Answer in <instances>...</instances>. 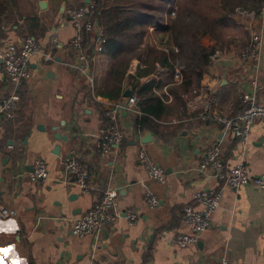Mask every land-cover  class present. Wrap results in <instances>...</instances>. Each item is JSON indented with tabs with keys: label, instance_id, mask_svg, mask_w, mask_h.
Segmentation results:
<instances>
[{
	"label": "crops",
	"instance_id": "obj_1",
	"mask_svg": "<svg viewBox=\"0 0 264 264\" xmlns=\"http://www.w3.org/2000/svg\"><path fill=\"white\" fill-rule=\"evenodd\" d=\"M41 1L48 3L45 10ZM81 3L10 0L0 30V48L4 49L18 47L31 36L28 19H38L44 28L35 38L42 54L31 61L32 77L20 89L22 101L16 117L6 119L0 114V205L18 214L0 220V249L8 250L7 254L0 252L2 264H221L223 257L230 264H264V190L252 184L236 192L211 171L200 169L206 148L222 141L227 168L245 163L253 177L264 171V120L255 122L245 143L230 139L222 126L203 118L208 105L214 113L234 116L242 108V95L254 90L264 102V77L261 83L255 77L264 72V39L251 60L241 57L247 45L222 50L209 70L214 79L211 86L194 89L182 102L169 86L181 80L180 70L173 80L160 67V73L139 80L142 62L134 59L121 99L127 91L135 94L133 85L138 80L155 79L153 90L169 112L153 129L144 130L136 124V115L122 113L120 125L126 138L103 156L100 130L107 121L105 102L110 100L100 94L108 89L113 61L94 49L92 39L88 53L94 85L69 67L75 60L69 43L76 29L66 6ZM260 27L264 29V25ZM97 29L102 33L98 25ZM172 42L164 29L152 28L146 37V44L156 48H175ZM45 54L52 60L46 61ZM11 92L0 61V101ZM190 103L197 108L192 109ZM149 134L152 139L144 143ZM142 147L165 170L166 184L149 179L138 161ZM70 155H77L90 174L87 191L62 171L61 162ZM36 159L46 161L47 181L30 179ZM109 186L119 190L121 217L102 233L75 236L73 222L100 201ZM146 189L159 198L158 207L148 205ZM204 189L222 190L221 206L196 244L178 247L177 237L192 233L182 220L183 210L201 208L195 196ZM131 209L138 213L133 225L126 218Z\"/></svg>",
	"mask_w": 264,
	"mask_h": 264
},
{
	"label": "built area",
	"instance_id": "obj_2",
	"mask_svg": "<svg viewBox=\"0 0 264 264\" xmlns=\"http://www.w3.org/2000/svg\"><path fill=\"white\" fill-rule=\"evenodd\" d=\"M264 13V9L261 11ZM68 14L76 29V34L69 43V49L74 54V62L69 65L74 71L86 79L88 84L94 85L93 61L85 46L86 34L91 33L94 49L98 53L103 52L105 39L103 34L97 29L95 2L82 6H74L68 9ZM262 37L255 34L250 44L241 52L243 60H251L262 47ZM42 54V49L34 37L27 36L20 46H8L0 48V61L4 65V72L12 86V92L0 101V114L3 118L14 119L21 105L20 89L31 79V61L34 57ZM220 52L217 50L212 56L214 60ZM46 61L52 60L50 54L43 55ZM179 79L180 76H177ZM257 87V84L255 85ZM242 108L234 116H225L214 113L210 105L204 110L203 118L214 120L222 126L224 133L232 140L247 142L251 130L258 120H264V102L260 101L257 91L244 93L241 97ZM138 95L132 94L128 98L118 101L105 102L106 124L100 130L101 143L100 150L103 156L111 154L114 148L120 147L126 138L125 132L120 125L122 113H131L138 117L143 116V112L138 106ZM192 109L197 108L196 104H189ZM138 161L148 173L149 179L161 185L167 183L165 170L159 166L142 147L138 152ZM62 171L66 177H74L80 187L87 191L91 187L90 174L77 155L66 156L62 162ZM1 168V164H0ZM200 169L211 171L214 175L233 191H240L242 188L255 185L258 189L264 190V171L261 175L253 177L248 166L240 163L234 167L227 168L223 159L222 141L215 142L206 148L202 157ZM50 174L44 159H36L33 164V172L30 179L34 182L47 181ZM119 190L109 186L103 198L86 213L73 222L72 233L78 237H85L102 233L108 227L113 226L121 217L118 210ZM146 200L150 207L159 206V198L150 190L146 189ZM195 200L201 208L187 206L182 213L183 222L191 229V234L179 235L175 241L181 248L196 244L200 236L210 227L213 214L220 208L223 200L222 190L204 189L199 191ZM17 211L9 207L0 205V220L17 217ZM126 218L130 224H134L138 219L135 209L127 212ZM221 264H230L228 257H223Z\"/></svg>",
	"mask_w": 264,
	"mask_h": 264
},
{
	"label": "trees",
	"instance_id": "obj_3",
	"mask_svg": "<svg viewBox=\"0 0 264 264\" xmlns=\"http://www.w3.org/2000/svg\"><path fill=\"white\" fill-rule=\"evenodd\" d=\"M92 1L95 2L97 25L105 39L103 54L113 61L108 89L100 94L110 101L122 98L124 82L134 59L142 62L139 80L160 73V68L164 76L173 80L176 70H180L181 80L172 81L169 86L172 87L171 93L181 102L194 89L210 87L214 82L209 73L212 56L218 48H224L221 29L232 20L238 7H250V10L259 12L264 4V0H219L223 12L216 19L187 9L170 17V14L175 13V0ZM9 9L10 0H0V30ZM168 17L170 21H167ZM27 22V29L34 38L37 37V31L44 30L38 19H28ZM152 28L169 31L175 48H156L146 44V37ZM91 40L92 34H86L85 46L88 49ZM139 80L133 87L144 114L142 117L137 116L135 121L143 130L153 129L169 110L165 101L153 90L155 79L145 83Z\"/></svg>",
	"mask_w": 264,
	"mask_h": 264
},
{
	"label": "rangeland",
	"instance_id": "obj_4",
	"mask_svg": "<svg viewBox=\"0 0 264 264\" xmlns=\"http://www.w3.org/2000/svg\"><path fill=\"white\" fill-rule=\"evenodd\" d=\"M108 1L112 3V1L114 0ZM84 3L85 1L82 0L80 6L86 5V3ZM173 5L176 12L175 14H170V17H175L178 11L185 9L192 10L198 15H207L216 19L219 18L223 12L219 0H175ZM66 7L70 9L74 6ZM262 9H264V4L262 5L259 12L252 9L250 10V7H238L236 10V14L232 15V20L229 21L228 24L221 29L223 39L225 41L223 43L224 48H218L217 50L219 52H222V50H230L234 47H237V45H243V47H245L246 45L251 43L253 35L255 34L264 39V29L260 27L261 25H264V15H260ZM171 44H174V40ZM257 75L258 76L255 77L260 79H257V82L259 83L260 81L261 83V80L264 77V72L259 71L257 72Z\"/></svg>",
	"mask_w": 264,
	"mask_h": 264
},
{
	"label": "water",
	"instance_id": "obj_5",
	"mask_svg": "<svg viewBox=\"0 0 264 264\" xmlns=\"http://www.w3.org/2000/svg\"><path fill=\"white\" fill-rule=\"evenodd\" d=\"M91 2V0H85V3L86 4H89ZM47 2L46 1H41V3H40V7H41V9L42 10H45L46 8H47ZM132 95V93H131V91H127L125 94H124V97L125 98H128V97H130ZM138 106H141V101H139V103H138ZM56 137H57V139H62V136L60 135V134H57L56 135ZM152 139V136L149 134V135H147V137H145V139H144V143H147L148 141H150Z\"/></svg>",
	"mask_w": 264,
	"mask_h": 264
},
{
	"label": "snow or ice",
	"instance_id": "obj_6",
	"mask_svg": "<svg viewBox=\"0 0 264 264\" xmlns=\"http://www.w3.org/2000/svg\"><path fill=\"white\" fill-rule=\"evenodd\" d=\"M7 249H0V252H3L4 254H7ZM0 264H2V261H0Z\"/></svg>",
	"mask_w": 264,
	"mask_h": 264
}]
</instances>
